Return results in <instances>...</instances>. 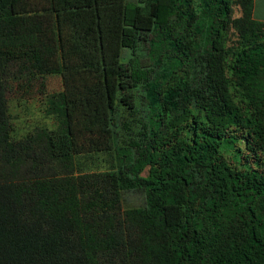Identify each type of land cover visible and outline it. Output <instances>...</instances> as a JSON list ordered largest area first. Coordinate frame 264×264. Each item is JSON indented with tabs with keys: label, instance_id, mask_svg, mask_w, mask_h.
<instances>
[{
	"label": "trees",
	"instance_id": "obj_1",
	"mask_svg": "<svg viewBox=\"0 0 264 264\" xmlns=\"http://www.w3.org/2000/svg\"><path fill=\"white\" fill-rule=\"evenodd\" d=\"M253 10L0 0V264H264V22ZM49 77L63 84L40 91L56 128L16 138L8 95ZM102 155L116 165L85 168ZM127 191L145 205L124 210Z\"/></svg>",
	"mask_w": 264,
	"mask_h": 264
},
{
	"label": "rangeland",
	"instance_id": "obj_2",
	"mask_svg": "<svg viewBox=\"0 0 264 264\" xmlns=\"http://www.w3.org/2000/svg\"><path fill=\"white\" fill-rule=\"evenodd\" d=\"M232 16L234 20L241 17V9L238 4L234 2ZM237 34L232 30L227 38V46L232 48L236 45ZM131 54L126 53L124 61L127 62V58ZM142 58V65L149 63L146 57V51L142 49L139 53ZM45 88H42L39 84L34 86V89L25 96L21 92L15 91L8 95L10 112L12 115V122L15 127L14 136L16 138H22L27 133L33 132L38 127H45L50 130L56 128V122L52 117H48L44 113L43 100L44 96L40 94V91L44 89L47 93H53L60 91L63 88L62 80L59 77H49L43 81ZM142 91V90H141ZM138 94V91L136 92ZM137 98H140L139 96ZM232 101L239 105L242 97L238 93L235 87L231 88ZM139 104V101H136ZM135 102V104H136ZM121 115L120 119V144H123L128 139V133H126L123 123L131 120L126 111H119ZM126 138V139H125ZM116 160L113 157L102 155L95 157L93 160L86 162V169H100L105 170L109 167L115 166ZM150 173V167L147 166L141 171V176L148 177ZM145 205V196L141 192L127 191L122 195V206L124 210L131 208H139Z\"/></svg>",
	"mask_w": 264,
	"mask_h": 264
},
{
	"label": "crops",
	"instance_id": "obj_3",
	"mask_svg": "<svg viewBox=\"0 0 264 264\" xmlns=\"http://www.w3.org/2000/svg\"><path fill=\"white\" fill-rule=\"evenodd\" d=\"M253 15L256 20L264 22V0H254Z\"/></svg>",
	"mask_w": 264,
	"mask_h": 264
}]
</instances>
